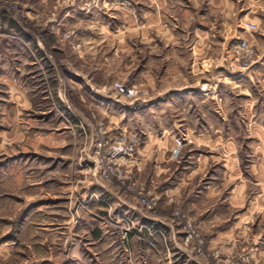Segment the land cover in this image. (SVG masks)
Here are the masks:
<instances>
[{
    "label": "rangeland",
    "instance_id": "1",
    "mask_svg": "<svg viewBox=\"0 0 264 264\" xmlns=\"http://www.w3.org/2000/svg\"><path fill=\"white\" fill-rule=\"evenodd\" d=\"M33 2L0 0V264H29L34 259V264H49V254L56 248H64L69 235L67 227L71 223L66 222V210L70 216L76 215L78 203L87 193V185L113 190L123 199L134 202L139 210L169 218L174 227L185 234V242L187 236L194 233L187 243L203 263L215 264L220 260L218 264H264V76L258 81L257 73L251 70H255L261 48L253 39L259 31L258 26L254 24L256 29L246 30L245 26L253 23H245L243 29L235 32L232 40L219 50L215 58L219 67L212 84L205 81L208 86L200 85L202 92L209 89L213 92L201 95L198 110L173 112L174 119L176 116L184 118L183 122L191 127L180 126L181 132L174 137L170 156L177 170L166 183L176 182V173L189 164L184 161L187 151L194 149L195 153L208 155L227 151L233 179L240 174L247 185L242 206L234 209V215L239 213L243 220L242 237L237 239L232 252L224 255L218 249L210 251L207 248L199 224L176 197L164 198L153 192L152 186L160 185L163 175H152L153 168L149 164L139 169L137 148L144 144L151 129L161 133V112L151 111L150 96L140 94L135 85L138 92L135 97L117 94L116 82L133 84L130 79H118L112 72L115 65L110 59L115 47L104 42L105 50L101 54L94 52L87 57V63H80L82 48L78 47L77 39L84 40L82 36L86 32H80L85 25V19L81 18L84 16L75 15L73 22L67 23V26L73 24V29L60 33V39L71 41L75 47L60 48L45 23L48 16H42L41 25H38L27 13ZM60 2L72 4V0ZM80 2L86 11L103 6L110 8L105 20L112 27L120 23L118 14L112 13L114 10L133 8L131 0ZM47 4L54 8L56 1ZM94 29L87 32L90 38L92 32L98 36ZM34 38L46 43L39 62L32 63L31 45L30 52L25 49L18 61V39L32 44ZM243 38L254 48L250 58L233 52L234 45ZM87 50L92 52L95 48L89 44ZM126 58L121 57L122 60ZM141 59L136 66L143 70V55ZM76 71L89 77L82 78L75 74ZM246 72L251 77L248 86L244 78ZM250 96L252 99L247 101ZM164 114L166 118L171 115L167 109ZM214 131L216 135L227 137L226 142L211 144L213 149L194 144V135H214ZM179 137H183L182 146L179 156L174 157L172 150ZM118 141L134 145L132 160L121 165L119 173L108 158L110 146ZM222 162L217 159L212 163L202 183L220 182ZM232 182L229 192L240 180ZM238 189L234 191L235 200L242 195ZM98 199L102 200L99 196ZM109 214L113 217L116 212L110 210ZM122 222L127 230L135 226L130 214Z\"/></svg>",
    "mask_w": 264,
    "mask_h": 264
},
{
    "label": "crops",
    "instance_id": "2",
    "mask_svg": "<svg viewBox=\"0 0 264 264\" xmlns=\"http://www.w3.org/2000/svg\"><path fill=\"white\" fill-rule=\"evenodd\" d=\"M50 1L53 0H34L32 8H28L30 11L24 9L38 25H41V18L48 16L45 23H48L49 31L57 38L55 43L60 48H66L67 45L75 47L71 41L60 39V33L73 29V24L67 26V23L73 22L75 15L84 16L81 18L85 19V25L80 28V32H86L82 36L84 40L77 39L78 47L82 48L79 53L80 63H87V57L94 52L96 55L101 54L105 50L104 42L115 47L110 59L115 65L112 71L114 75L118 79H130L140 94L150 96L148 105L151 111L161 112V133L151 129L144 144L137 148L139 169L149 164L153 168L152 175H163L160 185L152 181V184H156L152 186L153 192L164 198L176 197L177 202H181L199 224L207 248L210 251L218 249L224 255L230 254L237 239L242 237L240 230L243 228V220L239 213L234 215V209L242 206L247 185L243 183L240 174L233 179L230 157L228 153L225 154L227 151L225 155H208L195 153L194 149L187 151L184 161L187 160L189 164L182 166V170L176 173V182L166 183L175 176L177 170L170 156L174 137L181 132L180 126L189 127L183 122L184 118L175 115L174 119L173 112H188L192 108L193 112L198 110L201 95L207 96L213 92L211 89L202 92L200 85L208 86L205 81L212 84L210 82L219 67L215 64L219 50L248 22L259 28L253 39L258 41L261 48L255 70H251L257 73L258 81L261 80L264 76V0H131L132 9L118 7V10L112 12L118 14L120 22L115 27L105 20L110 8L105 9L103 6L86 11L80 0H72L71 5L55 0L56 6L51 8L47 7ZM94 28L98 36L92 32L90 38L87 32ZM18 41V61H21L25 49L30 52L31 45L32 63H38V57L45 53L43 46L46 43L37 38H34L32 44L31 41ZM88 43L95 51L87 50ZM121 55L128 57L127 60H122ZM142 55L145 65L143 70L136 66L142 60ZM248 72L244 76L246 86L251 78ZM79 73L75 72L82 78L89 77L81 71ZM141 80L144 85H141ZM250 99L251 96L247 97V101ZM166 109L171 114L167 118L164 114ZM163 122L169 123L164 125ZM213 134L194 135V144L213 149L211 144L225 143L228 139L216 135L215 131ZM217 159L223 161L220 182L202 183ZM234 180L240 182L229 192ZM237 188L242 195L235 200L234 191ZM85 191L87 193L78 203L76 215L70 216L66 210V222L71 223L67 227L69 235L64 248H56L49 254V264H207L193 253L192 247L185 242V234L174 227V222L169 218L143 212L131 200L123 199L113 190L106 191L98 185H87ZM110 210L116 212L113 215L115 220L110 216ZM127 214L135 223L130 230L122 222ZM34 261L29 264H34Z\"/></svg>",
    "mask_w": 264,
    "mask_h": 264
},
{
    "label": "built area",
    "instance_id": "3",
    "mask_svg": "<svg viewBox=\"0 0 264 264\" xmlns=\"http://www.w3.org/2000/svg\"><path fill=\"white\" fill-rule=\"evenodd\" d=\"M246 30L256 29L254 24H248L245 26ZM233 52L242 58H250L254 55V48L246 39H240L239 42L234 45ZM114 88L118 95L127 98H133L137 95V90L134 85H130L126 82H116ZM182 138L179 137L177 140V146L172 150V155L178 157L180 153V147L182 146ZM134 155V145L126 141H118L110 146L108 152L109 161L117 166L116 172L119 171L121 165H126L129 163ZM143 202L147 203V199L143 198ZM194 237V233L187 236V242H189ZM199 251V250H198ZM199 253H201L199 251ZM203 254V253H201ZM220 260H217L215 264H218Z\"/></svg>",
    "mask_w": 264,
    "mask_h": 264
}]
</instances>
